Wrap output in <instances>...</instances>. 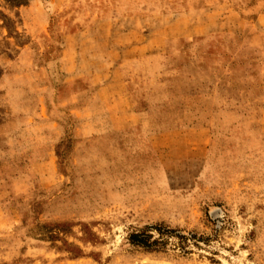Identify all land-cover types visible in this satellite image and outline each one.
<instances>
[{
	"label": "rangeland",
	"instance_id": "obj_1",
	"mask_svg": "<svg viewBox=\"0 0 264 264\" xmlns=\"http://www.w3.org/2000/svg\"><path fill=\"white\" fill-rule=\"evenodd\" d=\"M0 264H264V0H0Z\"/></svg>",
	"mask_w": 264,
	"mask_h": 264
},
{
	"label": "trees",
	"instance_id": "obj_2",
	"mask_svg": "<svg viewBox=\"0 0 264 264\" xmlns=\"http://www.w3.org/2000/svg\"><path fill=\"white\" fill-rule=\"evenodd\" d=\"M10 1L12 2L13 0H10ZM57 155H58V151H57ZM42 228L43 227H41V229ZM44 228L47 229L46 227ZM63 228H64L63 225H57L54 227V229H57L58 231L63 230ZM51 231L52 230H50L49 233H51ZM160 234L163 236L164 233H160ZM52 236L53 235H51V238H54V236L53 237ZM128 240L133 246L142 248L148 252L158 251L159 248L164 245L162 241L156 240L152 237V235L150 234L149 228H146L144 232H138V233L131 234Z\"/></svg>",
	"mask_w": 264,
	"mask_h": 264
},
{
	"label": "crops",
	"instance_id": "obj_3",
	"mask_svg": "<svg viewBox=\"0 0 264 264\" xmlns=\"http://www.w3.org/2000/svg\"><path fill=\"white\" fill-rule=\"evenodd\" d=\"M55 124L58 126V129L50 133V139L53 143H57L63 138V135L61 133V125L57 122H55ZM55 132H57V136L55 135Z\"/></svg>",
	"mask_w": 264,
	"mask_h": 264
}]
</instances>
